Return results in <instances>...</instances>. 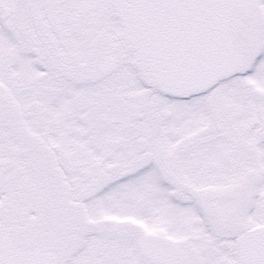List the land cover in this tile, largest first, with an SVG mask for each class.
Segmentation results:
<instances>
[{
  "label": "snow or ice",
  "instance_id": "6c2138e0",
  "mask_svg": "<svg viewBox=\"0 0 264 264\" xmlns=\"http://www.w3.org/2000/svg\"><path fill=\"white\" fill-rule=\"evenodd\" d=\"M0 264H264V0H0Z\"/></svg>",
  "mask_w": 264,
  "mask_h": 264
}]
</instances>
